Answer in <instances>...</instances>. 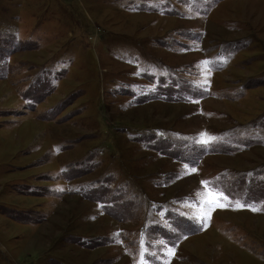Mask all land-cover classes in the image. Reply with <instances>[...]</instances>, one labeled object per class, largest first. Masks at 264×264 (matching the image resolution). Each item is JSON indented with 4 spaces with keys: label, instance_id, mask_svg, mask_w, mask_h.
I'll use <instances>...</instances> for the list:
<instances>
[{
    "label": "rangeland",
    "instance_id": "obj_1",
    "mask_svg": "<svg viewBox=\"0 0 264 264\" xmlns=\"http://www.w3.org/2000/svg\"><path fill=\"white\" fill-rule=\"evenodd\" d=\"M0 264H264V0H0Z\"/></svg>",
    "mask_w": 264,
    "mask_h": 264
}]
</instances>
